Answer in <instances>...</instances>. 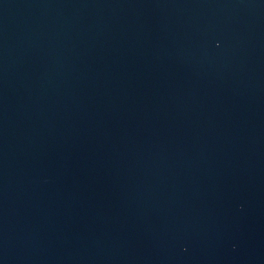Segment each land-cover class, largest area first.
I'll list each match as a JSON object with an SVG mask.
<instances>
[{
	"label": "water",
	"instance_id": "obj_1",
	"mask_svg": "<svg viewBox=\"0 0 264 264\" xmlns=\"http://www.w3.org/2000/svg\"><path fill=\"white\" fill-rule=\"evenodd\" d=\"M0 264H264V0H0Z\"/></svg>",
	"mask_w": 264,
	"mask_h": 264
}]
</instances>
